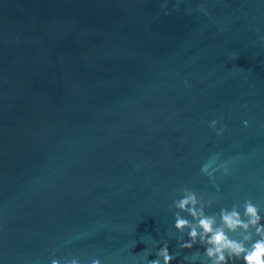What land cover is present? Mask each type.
I'll return each instance as SVG.
<instances>
[{"label":"water","instance_id":"95a60500","mask_svg":"<svg viewBox=\"0 0 264 264\" xmlns=\"http://www.w3.org/2000/svg\"><path fill=\"white\" fill-rule=\"evenodd\" d=\"M183 188L264 216V0H0V264H210Z\"/></svg>","mask_w":264,"mask_h":264},{"label":"clouds","instance_id":"9594fccd","mask_svg":"<svg viewBox=\"0 0 264 264\" xmlns=\"http://www.w3.org/2000/svg\"><path fill=\"white\" fill-rule=\"evenodd\" d=\"M185 86H188L187 81ZM217 123L212 120L209 127L216 130L218 136L223 135L224 130H217ZM244 126H248L247 121H244ZM202 171L207 172V166ZM182 193V198L173 201L177 210L174 227L181 234L177 242L182 249H192L197 244L204 246L203 256L210 264H264V216L252 200L207 214L205 209L211 206V200L205 202L189 188H183ZM185 233L187 241L184 240ZM156 257L148 259L147 264H171L174 259L167 243L159 248ZM51 264H81V261L76 257L53 258ZM91 264H101V260L92 259Z\"/></svg>","mask_w":264,"mask_h":264}]
</instances>
